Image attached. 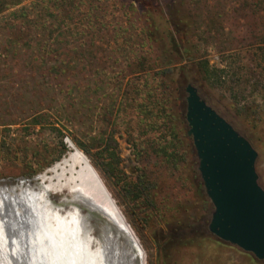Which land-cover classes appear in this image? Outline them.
<instances>
[{"label": "rangeland", "instance_id": "374dc122", "mask_svg": "<svg viewBox=\"0 0 264 264\" xmlns=\"http://www.w3.org/2000/svg\"><path fill=\"white\" fill-rule=\"evenodd\" d=\"M138 5L151 13L160 33L179 44L193 40L192 54L212 64L230 63L237 50L243 77L251 80L238 89L245 97L208 86L187 61L165 87L158 70L168 59ZM3 8L1 196L35 197L34 178L70 150L67 140L80 148L78 139L93 164L105 166L115 155L113 172L94 166L139 237L145 264H264L209 231L214 205L186 116L191 83L257 150L264 188V91L250 93L256 78L264 81V61L253 46L264 41V3L25 0ZM70 87L71 100L65 98ZM164 105L179 115L175 122ZM39 200L52 218L74 211L59 195Z\"/></svg>", "mask_w": 264, "mask_h": 264}, {"label": "bare ground", "instance_id": "6f19581e", "mask_svg": "<svg viewBox=\"0 0 264 264\" xmlns=\"http://www.w3.org/2000/svg\"><path fill=\"white\" fill-rule=\"evenodd\" d=\"M68 144L70 150L34 178L35 197L0 195V264H145L144 247L102 175ZM57 195L73 213L50 216L39 199ZM127 234L136 242V259L124 247Z\"/></svg>", "mask_w": 264, "mask_h": 264}, {"label": "water", "instance_id": "95a60500", "mask_svg": "<svg viewBox=\"0 0 264 264\" xmlns=\"http://www.w3.org/2000/svg\"><path fill=\"white\" fill-rule=\"evenodd\" d=\"M188 135L199 158L206 193L214 205L209 231L218 239L264 261V188L256 170L257 150L188 84ZM68 141V140H67ZM136 242L128 234L124 247L134 258Z\"/></svg>", "mask_w": 264, "mask_h": 264}, {"label": "trees", "instance_id": "16d2710c", "mask_svg": "<svg viewBox=\"0 0 264 264\" xmlns=\"http://www.w3.org/2000/svg\"><path fill=\"white\" fill-rule=\"evenodd\" d=\"M24 1L25 0H0V13H2L5 10L3 7L6 4V2L12 3L14 5H19V4H22ZM257 2L264 3V0H257ZM139 11H141L143 17H145L146 21L149 23L148 25L151 30L152 38H155L156 41H158V45L161 50V53L164 54L166 58L168 59V62H166L163 66H160L158 70L159 77L161 79L160 82L165 87H166V84L168 85L169 79L173 78V75L175 74L176 70L184 68L189 65L185 63V61H187V62H193L196 65L203 81L208 86L212 88L226 87L227 90L232 91V95L235 99H238L239 97L240 98L245 97V95L238 89L241 88V86L246 87L245 84L249 83L251 80L249 77H246V78L243 77L244 75L242 71L243 66L241 65L239 56L238 57L236 56V55H239V53H236L238 52L237 50L233 49L232 51L233 53H231L233 57L230 63L225 64L224 66L212 64L207 57L197 56V55L192 54V52L196 50V45L193 40H188L186 41L185 44H179L170 35L164 33L165 34L164 36L162 33L159 32V27L156 24V22L153 21V16L151 15V13L146 11L142 6H139ZM253 46H255V49H257L258 55L260 56L261 60L264 61V41L255 43L253 44ZM70 62L71 60L68 61V63ZM260 89L261 90L263 89L264 91V81H262V79L256 78L255 82L253 83V88L250 91V93H254L255 91H258ZM73 93H74L73 87H70L69 89L66 90L65 98L69 100L74 99ZM263 95H264V92H263ZM247 97H248V94H247ZM162 107L164 108L165 111L169 109L168 113H170V117H172L173 121L174 119L177 120L179 115L176 116V114L174 113L175 110L173 111L171 107L167 108L166 105ZM263 109H264V103H263ZM180 122L182 123V120H180ZM171 126L175 130L179 128L177 122L176 124L172 122ZM182 130L184 131L183 128ZM60 134L64 136L62 131H60ZM186 135L187 134L184 132V135L182 136L183 140L184 138L187 137ZM73 138L74 140L76 139L75 136H73ZM75 141L80 146V148H82L89 155L90 153L89 150L82 144V142L78 139H76ZM115 159L116 158L114 155L112 160L107 161L105 163V166L99 165L96 162H94V165L99 167V169L104 174H107V171L108 173L113 172ZM137 196H139V194H137Z\"/></svg>", "mask_w": 264, "mask_h": 264}]
</instances>
